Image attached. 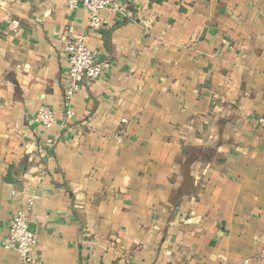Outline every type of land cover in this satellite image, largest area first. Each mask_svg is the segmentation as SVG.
Masks as SVG:
<instances>
[{
  "label": "crops",
  "instance_id": "1",
  "mask_svg": "<svg viewBox=\"0 0 264 264\" xmlns=\"http://www.w3.org/2000/svg\"><path fill=\"white\" fill-rule=\"evenodd\" d=\"M115 1L0 0V264L20 210L31 264H264V0ZM78 36L107 67L68 98Z\"/></svg>",
  "mask_w": 264,
  "mask_h": 264
},
{
  "label": "built area",
  "instance_id": "2",
  "mask_svg": "<svg viewBox=\"0 0 264 264\" xmlns=\"http://www.w3.org/2000/svg\"><path fill=\"white\" fill-rule=\"evenodd\" d=\"M65 6L68 10H74L79 6L84 7L88 12V26L91 29H98L101 26L104 12L116 15L122 11L115 0H65ZM13 25L15 27L17 24L14 22ZM63 51L67 59L66 96L69 98L83 81L89 83L98 79L107 66L96 62L95 54L86 47L84 38L81 36L65 41ZM34 121L45 131H49L55 124V117L47 106H41L36 111ZM52 145L53 141L50 139L45 142L47 148ZM26 205L30 208L33 200L28 198ZM36 244V234L29 229L28 225V210L18 211L9 222L7 236L2 240L1 246L5 250L14 251L22 263L31 264ZM261 257L264 258V252Z\"/></svg>",
  "mask_w": 264,
  "mask_h": 264
}]
</instances>
